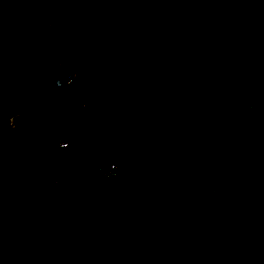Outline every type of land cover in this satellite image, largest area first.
Masks as SVG:
<instances>
[{"label":"trees","instance_id":"obj_1","mask_svg":"<svg viewBox=\"0 0 264 264\" xmlns=\"http://www.w3.org/2000/svg\"><path fill=\"white\" fill-rule=\"evenodd\" d=\"M65 1L0 0V57L6 59L17 45L33 41L25 58L19 56L1 70L0 123L22 110L24 98L52 111L66 110L71 121L68 127L57 121L67 133L63 145L53 142L47 131L36 138L4 131L0 205H12L6 191L11 182L37 202L28 201L10 215H22L29 206L46 217L47 204L58 207L59 183L37 176L35 164L56 157L57 171L86 175L88 168L80 162L91 165L106 155L116 160V169L108 175L91 174L70 199L66 196L69 202L74 199L73 227L67 235L59 232L60 239L79 244L91 237L100 255H128L124 236L97 232L101 222H109L113 206L117 215L128 204L131 213L123 227L130 241L135 246L150 237L166 242L171 248L169 264H199L216 255V244L223 239L240 257L238 264H264L263 193L248 188L253 194L244 201V185L226 171L213 177L224 188L195 191L206 172L207 156L251 152L264 140V0H242L249 13L246 21L226 6V0H89V9L86 0L84 18L77 16L71 29L83 39L88 63L77 68L81 81L74 92L61 94L51 72L44 74L40 65L47 54L60 52L66 34H40L33 25L28 33L20 28L5 31L4 25L38 16L48 20ZM95 67L101 80L94 98L85 87ZM132 95L135 103L129 106ZM141 130L149 140L138 148L129 135ZM188 169L195 170L193 175ZM131 172L126 187L123 178ZM163 185L171 190L160 199ZM83 200L87 207L80 205ZM78 215L83 221L77 224ZM228 216L234 219L231 225L226 224ZM6 224H0V237L25 252L32 229L16 224L8 234ZM45 249L47 263L97 264L92 259L82 263L74 255L66 262L50 260ZM143 252L138 257L142 264H158L157 250Z\"/></svg>","mask_w":264,"mask_h":264},{"label":"rangeland","instance_id":"obj_2","mask_svg":"<svg viewBox=\"0 0 264 264\" xmlns=\"http://www.w3.org/2000/svg\"><path fill=\"white\" fill-rule=\"evenodd\" d=\"M80 1L81 0H66L65 3L60 5L55 14H51L49 16L48 20H45L44 17L38 16V18L35 17L30 22L19 19L13 24L4 25L5 31H10L13 28H20L21 30L25 31V33H28V30L33 25L34 29L40 34H54L59 32L66 34V39L60 48V52L47 54V58L44 60L42 65H40V70L44 74H47L48 71L51 72L52 84L59 69L58 59L61 56H72L76 61L77 68L88 63L83 39L74 35L71 29V22L74 21L77 16L84 18V4L86 0H82L83 3L78 5L77 3ZM226 1L228 2L226 3V6L233 9V11L239 15L241 21H246V18L249 16L246 3L242 0ZM50 2H53V0H50ZM91 5V2L87 0L86 6L88 9L92 7ZM32 44L33 41L30 39L26 40L24 43L17 45V47L13 49V52L8 53L6 59L5 57H0V73L1 70L5 66H8L15 58L19 56L25 58L27 53L30 51ZM75 54H77V58L75 57ZM99 60V63H101L102 58ZM100 72L102 73V71ZM97 73L96 67L92 71H89V80L87 82V86L85 87V93L87 95L92 94L94 98L97 96L95 87H97L99 80H101V75L99 76V73L98 77H96ZM80 81L81 76L76 74L73 80L68 82L63 88L59 89V92L61 94L65 92H74L76 84H78ZM142 91L143 88L138 90V93ZM17 99L20 106L22 101L21 96H19ZM133 103H135V98L132 95V97L128 99L127 105L131 106ZM24 118L28 119V123L25 126L21 125L20 123ZM57 121H61V124L65 127H68V125L70 126L71 121H69L68 112L62 109L52 111L48 106H43L42 102H36L34 100L24 98V107L22 110L11 112L10 118L7 120V122L0 123V142H3L5 130L22 131L24 136L29 135L32 138L44 135L46 131L50 134L51 126L53 124H57ZM145 133V130H141L139 133H131L129 135L132 137L133 143H135L138 148H142L143 145H147L148 143L147 141L149 140V136H147ZM207 158L208 159L205 162V166H203V169H205L206 172H204V175L201 177L200 181H198L195 191L200 193L208 192L211 190V186L214 183H217L213 181V177L219 176L224 171H226V173L231 176L233 181L244 185L242 191L240 192L244 201L245 199L246 201L251 199L253 193L249 189L259 191L264 195V140L255 148V150L251 152L242 150H236L235 152L228 153L219 152L218 154L212 153L210 156H207ZM54 159L57 158L43 157L41 159L40 165L35 164V169H38L37 176L42 178L47 171H54L58 173L59 179L57 181L59 183V193H61V198L58 200V207H56L54 204H47L46 217L37 215L34 208H30L29 206L26 207V210L22 215L19 214V212H15L10 215L12 209L19 208L28 201L33 202L32 204H34L35 201L37 202V198L34 195L28 193V191H25L20 185H15L11 182L7 183L6 191L8 193V197L12 201V205L8 208H3L2 204L0 205V224L7 223L6 225H8V230L6 231L8 234L14 233L16 224H19L20 226L26 225L33 231V236L30 238L31 245H29L25 251V254L28 257L27 264H51L47 263L42 257V252L46 246L47 248L44 251L45 255L43 253V255L46 256L45 258H51L50 260L56 259L62 262L68 261L69 258H71V255H74L81 259L82 263H84V259H92L95 260L97 264H142L139 261L141 259L138 257L144 253L143 251L153 249L155 251L157 250L160 254L158 264H169V260L171 259V248L167 246L166 242L150 237L145 238V240L142 241V246H135L130 241L129 236L124 232L123 227L125 224V217L131 213V208L128 204H126L124 208L120 209V213H118L119 210H117V215L116 208L113 206L110 215L111 218L108 219L109 222L103 221L97 228V232H114L124 236L128 242V255L124 257L114 255H100L94 251L91 237H85L79 244L72 243L67 237L60 239L58 234L65 233V235H67L70 229L73 227L71 223V211L73 206L71 204L74 199L72 198L69 202L66 199V196L68 199H70L74 189L76 187L81 188L86 183V181H88V178L91 175V169L95 163L91 165H85L84 161L80 162L81 167L87 166V174L72 175L66 171H57L54 167V163L56 162V160L53 162ZM131 159L132 157H130V160ZM187 171L190 173V175H193L195 170L188 169ZM133 173L134 172H131L127 174V176H124L123 181L126 187H128V185L131 183L129 179ZM34 181L35 178L33 181H31V183ZM163 186L160 188L158 194L160 199H163L165 197V193H168L169 190H171L165 187V185ZM232 192L233 190L230 188L228 193ZM4 200H7V198H4ZM87 203L88 202L86 200H83L80 205L87 207ZM120 214L121 217L123 216V220L121 218L122 221L117 219ZM245 216L248 219L250 217L249 214H246ZM75 218V222L77 224L82 223L83 218L81 216L78 215ZM227 219L229 220L228 223H226L227 225H231L234 221V219L229 216ZM261 224L264 226V220ZM49 227L51 230H49ZM66 245L70 246L72 251L67 249L66 247L68 246ZM216 245V255L207 256L204 261L199 264H238L240 257L236 256L232 252L227 239H223L222 242H219ZM15 250H17L15 244H6V242L0 237L1 262L9 264L11 255Z\"/></svg>","mask_w":264,"mask_h":264},{"label":"water","instance_id":"obj_3","mask_svg":"<svg viewBox=\"0 0 264 264\" xmlns=\"http://www.w3.org/2000/svg\"><path fill=\"white\" fill-rule=\"evenodd\" d=\"M59 69L56 73L53 84L56 89L63 88L68 82L73 80L77 72L76 61L72 56H61L58 59ZM21 125L25 126L28 123V119L21 120ZM50 137L53 142L63 145L66 143L67 133L65 128L61 124H53L50 129ZM117 167L116 160L112 157L104 156L100 158L92 167L91 174H107L113 172ZM44 178L48 181H57L59 179L58 173L54 171H47ZM225 187L224 183H214L211 186V190H220ZM28 257L22 250H15L10 258L9 264H27Z\"/></svg>","mask_w":264,"mask_h":264},{"label":"flooded vegetation","instance_id":"obj_4","mask_svg":"<svg viewBox=\"0 0 264 264\" xmlns=\"http://www.w3.org/2000/svg\"><path fill=\"white\" fill-rule=\"evenodd\" d=\"M108 174H110V173H107V174H99V175H108ZM98 176V175H97Z\"/></svg>","mask_w":264,"mask_h":264}]
</instances>
